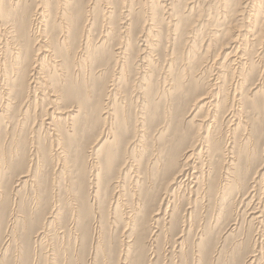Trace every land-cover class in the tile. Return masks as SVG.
Segmentation results:
<instances>
[{
  "label": "bare ground",
  "instance_id": "obj_1",
  "mask_svg": "<svg viewBox=\"0 0 264 264\" xmlns=\"http://www.w3.org/2000/svg\"><path fill=\"white\" fill-rule=\"evenodd\" d=\"M8 213L93 221L113 264H264V0H0Z\"/></svg>",
  "mask_w": 264,
  "mask_h": 264
},
{
  "label": "rangeland",
  "instance_id": "obj_2",
  "mask_svg": "<svg viewBox=\"0 0 264 264\" xmlns=\"http://www.w3.org/2000/svg\"><path fill=\"white\" fill-rule=\"evenodd\" d=\"M94 159H92V161H93ZM92 161H90V164H91V162ZM90 164H88V165H90ZM51 169V170H50ZM48 170V172H46L45 174H46V179L48 180L49 178H51L50 179V181H48V182H53V180L55 181V178H53V176L55 177V172H56V169L54 168V170H52V168H48L47 169ZM50 170V171H49ZM52 171V172H51ZM49 177V178H48ZM53 184H54V182L52 183V185L51 186H53ZM67 185H68V183H66ZM65 184V185H66ZM63 186L64 188H65V191H66V193H65V191H64V188H63V190L60 192L61 193V195L63 196H61L62 198H64V199H66L67 197H69L70 196V191L67 189L68 188V186ZM50 186V185H49ZM67 187V188H66ZM70 189V188H69ZM63 193H65L64 195H63ZM11 194V193H10ZM67 194V195H66ZM10 196V195H9ZM12 197H13V195H12ZM11 197V198H12ZM66 197V198H65ZM28 198V197H27ZM70 198V197H69ZM72 203L73 202H71V205H72ZM93 202L91 201V204H92ZM29 206V208H31L32 206L31 205H28ZM93 206H95V205H93ZM49 207V206H48ZM51 207V206H50ZM61 207V208H60ZM64 207V209H65V206L63 205V204H57V207L56 208H60L63 212H65V214H67L66 212V210L67 209H62ZM71 207V206H70ZM94 210H96V208L94 207ZM46 212L48 211V210H45ZM44 211V213H46ZM64 213H63V215H65ZM45 215V214H44ZM9 216V213L6 215V217H8ZM10 217V216H9ZM9 217L8 218H5V220L8 222V225H6V221H4L5 223H4V226H6V227H3V231H6L5 233L4 232H0V233H2V234H0V240L2 241L3 240V242H1L0 241V246H1V248H0V264H113V262L111 261V258L110 257H107V258H105V257H102V255H99V257H98V259H97V257L95 258V255H96V248H95V240L96 239H94V238H96V236H95V226H96V224H94V222L92 221L91 223H90V227H91V230L92 231H90V238H93V239H91V243H89V245L88 246H85L86 248L85 249H83L84 248V246H83V248H81L82 247V244L80 243L81 242V232H80V234H79V232L78 231H80V230H78V228L76 229L75 227H74V225H73V223L70 221V217L68 218V217H66L65 218V222H66V220H67V222H66V224L65 223H63L64 225H66V226H69L68 228H67V230L66 229H64L65 227H64V225L62 224V221H64L63 219L61 220V225H59L60 223L59 222H55L54 223V226L55 227H52V229L51 230H47V232H46V240L44 239L41 243L40 242H35V243H33L32 241H33V239H31L30 241H29V239H25V238H17L16 236H15V234L14 233H12L11 231H12V227H10V220H9ZM69 221V222H68ZM106 221V220H105ZM59 223V224H58ZM69 223V224H68ZM68 224V225H67ZM73 226V227H72ZM9 227V228H8ZM58 227V228H57ZM64 227V228H63ZM93 227V228H92ZM54 228V229H53ZM71 228V229H70ZM103 228L105 229V231H106V226H105V224H104V220H103ZM69 229H70V231H69ZM196 229H197V227H196V225L194 226V228L191 230V232H190V234L191 235H194L195 233H196ZM37 230V228L36 227H34V229H33V231H34V233L32 232L31 233V236L30 237H34V234H35V231ZM65 230V231H64ZM72 230V231H71ZM76 230V231H75ZM49 231L50 232H52L51 234L49 233ZM59 231V233H57ZM69 231V232H68ZM74 231V232H73ZM103 232V233H107V231L106 232ZM10 232H11V235H10ZM54 232V233H53ZM68 232V233H67ZM76 232V233H75ZM78 232V233H77ZM92 232V233H91ZM69 233H71L72 235H70ZM14 234V235H13ZM32 234H33V236H32ZM54 234H55V237H53L52 238V236H54ZM64 234V235H63ZM12 235H13V238L11 239V240H13V241H11L10 240V238L12 237ZM63 237H62V236ZM66 235H68V236H66ZM70 235V236H69ZM74 235V236H73ZM76 235L78 236V235H80L79 237H76ZM190 235V236H191ZM59 237V238H57L56 239V237ZM6 237V238H5ZM10 237V238H9ZM18 237H20V236H18ZM61 237L63 238V239H61ZM67 237H69V238H67ZM73 237H75L76 238V240H78V241H76V240H74L75 238H73ZM2 238V239H1ZM50 238H52V239H50ZM20 239H22V240H20ZM50 239V240H49ZM55 239V240H54ZM11 241V243H10V241ZM26 240V241H25ZM63 240V241H62ZM73 240V241H72ZM93 240V241H92ZM23 241H25V242H23ZM75 241H76V243H75ZM9 242V243H8ZM19 242H21V243H19ZM23 242V243H22ZM69 242V243H68ZM7 244V246L10 248V249H8L6 252L4 251V246L6 247V244ZM25 243V244H24ZM27 243V244H26ZM29 243V244H28ZM30 243H31V245H30ZM72 243V244H71ZM104 243V242H103ZM2 244V245H1ZM10 244V245H9ZM15 245V246H11V245ZM23 244V245H22ZM68 244V245H67ZM94 244V245H93ZM28 245H30V248L28 247ZM36 245V246H35ZM105 245V244H104ZM3 246V247H2ZM19 248H18V247ZM32 246V247H31ZM94 246V247H93ZM17 247V248H16ZM20 247H22L23 248V250H22V253H24V257H23V254H22V256H21V254L19 253L20 252ZM32 248V249H31ZM36 248V249H35ZM76 248V249H75ZM80 248V249H79ZM16 249V252H17V254H15L16 252L14 251ZM24 249H27V250H24ZM95 249V250H94ZM10 250H12L13 251V254L11 253L12 251H10ZM19 250V251H18ZM30 250H31V252H30ZM83 250V251H82ZM2 251H3V253H2ZM10 251V252H9ZM27 251V252H26ZM33 251V252H32ZM55 251V252H54ZM93 251V252H92ZM95 251V252H94ZM4 254V256L2 255V254ZM8 253H9V255H8ZM54 253H55V255H54ZM52 254V255H51ZM57 254H58V256H57ZM8 255V256H7ZM14 255V256H13ZM36 255H37V257H36ZM17 256V257H16ZM13 257H16V258H14V260L13 261H11V259L13 258ZM18 257H20L19 258V260L21 261L22 260V263H20V261L18 260ZM29 257H31V258H29ZM189 257V256H188ZM16 259H17V261L19 262H16ZM28 259H29V261H28ZM3 261V263H1ZM5 261V262H4ZM45 262H47V263H45Z\"/></svg>",
  "mask_w": 264,
  "mask_h": 264
}]
</instances>
